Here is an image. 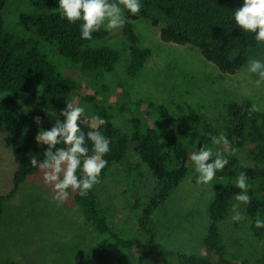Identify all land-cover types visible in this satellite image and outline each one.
<instances>
[{
  "label": "trees",
  "instance_id": "16d2710c",
  "mask_svg": "<svg viewBox=\"0 0 264 264\" xmlns=\"http://www.w3.org/2000/svg\"><path fill=\"white\" fill-rule=\"evenodd\" d=\"M7 1L0 0V90L32 92L39 98L40 104L25 106L15 98H0V128L8 129L14 155L19 161L13 189L0 196V223L5 214L6 201L30 176L39 171L29 163L32 156L38 160L44 159L43 152L47 145L37 143L36 136L39 131L49 130L58 117L63 121L64 117L60 112L73 94L78 93L81 100L89 103L97 100L96 93L82 95L75 79L63 76L57 71L47 55L40 50L38 38L55 43L63 55L80 64L87 72H113L120 57V51L116 48L91 44L96 39L105 38L109 33L106 29L102 28L101 31L93 33L92 41L84 40L81 37V22L73 24L61 18L57 10L58 0H32L41 10L21 14V24L34 35L25 37L7 31L3 17ZM143 1L145 13L149 8L157 7L166 16L168 23L162 28V38L165 41L198 46L204 56L225 73H236L246 65L251 58L252 49L258 45L255 34L244 32L235 23V10L242 6L243 0ZM124 30L130 40L131 60L128 71L135 76L144 66L151 51L141 45L140 37L131 22H126ZM143 102L146 101H135L132 104L137 115L131 120L128 128L131 130L124 129L113 121L111 108L98 102L95 105L94 102V116L107 121L98 130L111 140V150L104 157L108 164L102 171L101 181L106 178L115 162L126 158L129 147L133 144L142 161L152 170L157 183L139 219L145 235V239L141 241L125 235L115 226L110 213L98 198L97 187L101 182L86 197L74 193L73 202L94 233L95 242L100 246L133 253L136 257L134 264H145L152 256L172 257L177 264H264V256L258 260H250L231 253L220 227L232 200L240 192L234 181L241 171L247 173L248 182L251 184L248 192L251 203L246 207L253 228L258 229L255 227L257 217L264 219V111L249 115L247 110L254 103L253 100L230 101L227 103L226 116L218 128L201 112L174 115L165 104L152 101L147 103L146 114L141 115L142 112L145 113L140 108ZM115 107L123 111L126 104ZM37 116L41 119L39 125L35 122ZM136 117H157L159 121L150 124L151 122ZM86 119L88 124H80L85 134L93 130L92 124H98L89 117ZM220 134H224L230 143L215 148L211 138ZM203 145L213 151L225 150V147L229 150L244 149L254 162L255 169L248 172L238 156L224 151L229 163L214 178L217 181L214 185L215 195L209 205L210 225L204 238L208 254L198 255L162 245L158 241L154 214L180 185L192 164V153L198 152ZM87 146L89 154H92L90 140L87 141ZM77 174L80 175V172ZM143 175L141 164L131 165L127 178L133 192L140 186L139 180ZM224 180L227 182L224 183ZM1 264L18 262L9 259Z\"/></svg>",
  "mask_w": 264,
  "mask_h": 264
},
{
  "label": "rangeland",
  "instance_id": "374dc122",
  "mask_svg": "<svg viewBox=\"0 0 264 264\" xmlns=\"http://www.w3.org/2000/svg\"><path fill=\"white\" fill-rule=\"evenodd\" d=\"M141 3L143 7L137 15L125 10L126 20L132 23L141 45L151 51L135 76L128 71L130 40L124 27L108 30L105 38L91 43L93 46H111L120 51L115 70L110 73L104 70L84 71L80 64L63 55L55 43L42 38H38L40 50L61 75L77 81L82 95L96 93L99 101L95 100V105L98 102L111 108L113 121L124 129L130 127L132 118L137 115L132 104L140 100L146 101L140 106L142 111L147 109V103L151 101L165 104L174 115L197 111L208 116L218 128L226 116L227 103L230 101L251 99L264 106V86H255L257 77L247 71V64L236 73H225L208 60L198 46L165 41L162 28L168 23L166 16L157 7H151L145 13V3L143 0ZM40 10L32 0H8L3 10L5 29L20 36L34 35L21 24L20 17L23 12ZM251 58L264 60V43H258L252 49ZM34 87L37 89L36 84ZM5 97L18 99L25 106L40 104L39 98L32 92L0 90V98ZM69 102L84 107L85 117L96 122L92 119L95 117L94 102L81 100L78 93L73 94ZM123 103L126 104L125 110L115 107ZM136 118L149 121L150 124L159 121L157 117ZM220 146L216 145L215 148ZM225 149L238 156L244 167L247 166L248 172L255 169L246 150ZM135 163L141 164L144 175L134 193L127 174ZM18 168L19 161L12 149L10 133L6 127H2L0 196L13 189ZM216 182L214 179L209 184L196 183L192 162L180 185L154 214L158 241L162 245L198 255L208 254L204 238L210 225L209 205L215 195ZM156 184L152 170L131 144L126 158L115 162L97 187L98 198L110 213L115 226L135 240L145 239L139 219ZM54 194L53 188L44 183L43 173L39 170L6 201L5 214L0 223V264L9 259L16 260L18 264H134L136 257L133 253L100 246L95 242L94 233L73 202L74 193L62 205L54 201ZM234 203L235 199L220 222L228 249L250 260L263 258L264 230L253 228L252 219L243 204L240 210L246 219L232 221L231 207ZM145 264L177 262L172 257L152 256Z\"/></svg>",
  "mask_w": 264,
  "mask_h": 264
},
{
  "label": "clouds",
  "instance_id": "9594fccd",
  "mask_svg": "<svg viewBox=\"0 0 264 264\" xmlns=\"http://www.w3.org/2000/svg\"><path fill=\"white\" fill-rule=\"evenodd\" d=\"M142 7L141 0H58L57 10L61 18L67 19L69 23L80 21L81 37L92 41L93 33L101 31L102 28L110 31L122 29L127 22L125 10L137 15ZM234 19L240 29L255 34V40L264 43V0H243L242 6L235 10ZM247 71L257 77L254 81L256 87L264 86V60L250 58ZM247 111L249 115L262 112L264 106L253 103ZM60 115L64 117L63 121L58 117L54 126L49 130H40L36 136L38 144L47 145L43 152L44 159L38 160L32 156L29 163L43 173L44 183L54 190V201L62 205L72 193L86 197L101 182L102 171L108 164L104 157L111 150V140L98 130L100 125L107 123L98 116L92 118L98 124H92L93 130L85 134L80 127L81 123H89L85 118L84 107L66 102ZM35 122L38 125L41 123L39 116L35 117ZM211 139L214 145L230 143L224 134L212 136ZM89 140L92 143V154H89L87 146ZM59 145L65 146L58 147ZM224 151L226 149L213 151L203 145L198 152L192 153L190 159L194 163L196 183H211L216 173L228 165L229 160ZM234 184L240 192L234 197L236 203L231 207V219L240 222L246 219L240 210L241 204L251 203L248 194L251 184L248 182L247 173L241 171ZM255 227L264 229V219L257 217Z\"/></svg>",
  "mask_w": 264,
  "mask_h": 264
}]
</instances>
